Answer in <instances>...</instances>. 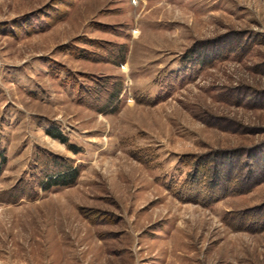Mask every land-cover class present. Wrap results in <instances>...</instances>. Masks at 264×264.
Instances as JSON below:
<instances>
[{"label":"rangeland","instance_id":"374dc122","mask_svg":"<svg viewBox=\"0 0 264 264\" xmlns=\"http://www.w3.org/2000/svg\"><path fill=\"white\" fill-rule=\"evenodd\" d=\"M3 160L0 264H264V0H0Z\"/></svg>","mask_w":264,"mask_h":264},{"label":"trees","instance_id":"16d2710c","mask_svg":"<svg viewBox=\"0 0 264 264\" xmlns=\"http://www.w3.org/2000/svg\"><path fill=\"white\" fill-rule=\"evenodd\" d=\"M53 134H55L57 138H60L64 143L67 140L60 133H53ZM2 163H5V160H3V162H0V175L2 173V167H3ZM68 169H72V168H68ZM77 176H78L77 169H74L73 171L67 170L66 173L62 174V176H60L59 178H54V180L51 179L49 186L51 187L52 185H56V184L65 185V186L74 184L76 182Z\"/></svg>","mask_w":264,"mask_h":264}]
</instances>
